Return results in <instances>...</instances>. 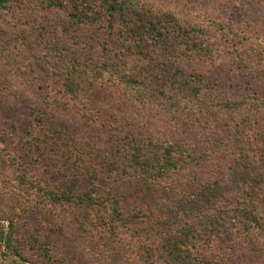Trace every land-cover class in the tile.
Here are the masks:
<instances>
[{
  "label": "trees",
  "instance_id": "obj_1",
  "mask_svg": "<svg viewBox=\"0 0 264 264\" xmlns=\"http://www.w3.org/2000/svg\"><path fill=\"white\" fill-rule=\"evenodd\" d=\"M25 1L0 0V115L12 129L0 144L21 142L58 180L33 176L9 156L18 174L10 181L0 171L1 245L26 264L58 261L62 253L19 222L40 200L71 217L76 242L100 233L112 257L106 263L120 257L113 240L144 264H244L243 240L264 239V30L228 26L188 5L168 11L157 0H35L34 8ZM55 11L64 17L51 24L46 15ZM41 68L45 80L35 74ZM92 87L108 88L129 108L111 130H101L102 111L83 101ZM24 105L31 120L19 126ZM152 115L186 136L150 133ZM197 127L203 141L189 136ZM223 146L227 176L204 178L201 167ZM119 177L171 188L175 198L137 227L143 211L130 214L114 192Z\"/></svg>",
  "mask_w": 264,
  "mask_h": 264
},
{
  "label": "rangeland",
  "instance_id": "obj_2",
  "mask_svg": "<svg viewBox=\"0 0 264 264\" xmlns=\"http://www.w3.org/2000/svg\"><path fill=\"white\" fill-rule=\"evenodd\" d=\"M157 2L168 11L171 7H178L179 12H181L182 9L190 6L189 8L192 10L197 9L209 13H215L218 15L219 19L228 26L249 24L264 30V0H157ZM36 3L37 1L35 0L25 1L26 6L28 5L33 8ZM15 9H17V7H15ZM19 11L20 9H17V12ZM172 11L176 12L174 8ZM62 17L64 16L57 11L49 12L46 15V19L51 24L60 22ZM34 54H37V52L34 51L32 56ZM37 61L38 60L35 62ZM34 66L39 69L41 65L37 64V66ZM187 67V69L191 71V67ZM12 70L16 71L15 67ZM35 74L39 75L42 79L44 78V80L48 77V74L45 70H42V68ZM35 74L32 71V76ZM25 82L27 81H24V83ZM41 86L47 87L48 85L41 84L39 88H41ZM22 88L23 86L16 88L15 85L12 84V91L17 92ZM1 91L5 94L9 93L11 92V86L7 87V91H3V89H1ZM39 91L42 95V88ZM35 94L38 93L36 92ZM83 101H87V107H89V109L98 111L99 108L100 111H102L100 117L103 116L104 120L101 122H103V124L105 123L106 127L101 128V130L105 128L110 129L111 126L119 125V121L125 118L129 113L127 104L121 99L118 100L114 97L108 88L97 89L92 87L88 89L83 95ZM40 102L39 104H42V97L40 98ZM18 103H21V101H18ZM18 110L20 112L18 125L22 126L24 122L31 120V111L27 109L25 105ZM8 120L5 116L0 115V137L6 136L9 130L12 132V129H10V126L6 123ZM139 124H142V120L139 121ZM145 125L146 130L154 135L165 136L172 139L186 136L184 133L179 132L177 126L170 124L169 121L161 116H150L149 119L145 121ZM190 132L193 133L189 136L193 137L196 141H203L205 138V132L201 127H197V129ZM19 143L20 145L15 144L14 142L16 145L14 146L12 140L8 138L4 143L0 144V171L2 172V176L10 181L16 180L18 174L17 166L11 165V162L6 163V161L10 159L9 156L12 155L16 157L20 163L24 164L33 176L38 178L51 177V179L56 182L58 179L55 176V171L51 164L42 163L41 165L33 153L27 147L22 146L21 142ZM226 143L227 141L224 140L223 144ZM226 150L227 148L225 146L217 150L214 156L210 159L209 164L201 167V170L203 171L202 176L204 178H225L227 176L228 170L225 165H227L226 156L228 153ZM120 178L121 177L117 180L113 178L115 180L113 182L114 192L118 193V195L120 194L123 202H125L124 205L126 204L128 206L127 209L130 211V214H134L133 211L135 209L143 211L141 219L137 223V227H140L142 222L149 223L151 220L155 219V217L163 215L169 203L175 198L174 191L171 188L157 189L151 185L130 186L127 185V183L122 182V178ZM6 204H9V202L4 203V205ZM2 207L5 206L2 205ZM70 218L71 217L67 216L58 207L53 208L49 203H44L38 200L34 211L29 213L25 212L19 222L23 225L24 229H30V231L39 238H43L50 242L55 253L56 251L62 253L55 264H144L141 263L137 254L135 255V251L131 246L128 245V247H126L122 241L115 242L113 240L109 241L112 242V254L120 257L116 262L106 263L104 260L108 259L111 261L112 257L105 254L104 248H102L104 240H102L101 234L97 232V236L93 243L90 241H88L87 244L85 242H76L74 240L75 236L73 235L76 226L72 223ZM1 224L6 230H8L10 225L9 222L4 221L3 219ZM1 241L0 264H26L22 262L18 256H15L13 251L6 248L5 242L1 245ZM18 243L23 247V254H28L30 247L25 243V240L22 241L19 239ZM3 253H6L8 256L2 257ZM238 256L243 260L244 264H264V239L261 241L254 239L253 243L248 242V240H243L242 249Z\"/></svg>",
  "mask_w": 264,
  "mask_h": 264
}]
</instances>
